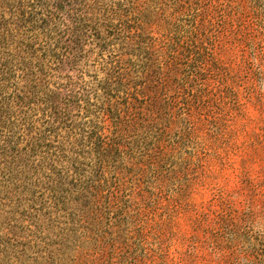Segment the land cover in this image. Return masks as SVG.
Segmentation results:
<instances>
[{
	"label": "rangeland",
	"instance_id": "374dc122",
	"mask_svg": "<svg viewBox=\"0 0 264 264\" xmlns=\"http://www.w3.org/2000/svg\"><path fill=\"white\" fill-rule=\"evenodd\" d=\"M130 1L157 47L193 50L198 99L186 120L128 103L98 83L93 55L75 71L92 101L61 124L65 150L33 148L43 98L21 105L0 68V264H264V80L254 74L247 99L241 51L220 27L245 12L264 21V0Z\"/></svg>",
	"mask_w": 264,
	"mask_h": 264
},
{
	"label": "trees",
	"instance_id": "16d2710c",
	"mask_svg": "<svg viewBox=\"0 0 264 264\" xmlns=\"http://www.w3.org/2000/svg\"><path fill=\"white\" fill-rule=\"evenodd\" d=\"M130 2L0 0V68L4 80L21 105H27V99L43 98L46 128L36 127V133L31 130L33 134H27L31 147H38L41 142H50L51 146L59 142L56 147L65 150V141H57L61 138V124L69 119L76 99L86 108L92 101V91L88 84L78 83L75 71L85 62L88 64L93 55L102 62L104 76L98 83L103 88L124 90L128 103L142 97L153 112L165 109L170 118L174 109L183 120L190 115L192 101L198 99L194 83L198 76L191 65L195 55L188 54L193 50L186 46L177 48V43L171 41L157 47V39L151 38L143 26L145 17L136 3ZM253 12H245V18L238 22L225 20L220 26L229 31L241 51V80L247 99L253 91L254 74L264 80V21ZM134 69L143 74H134ZM56 78L62 82L53 88ZM134 83L135 92H131ZM97 87L93 85L95 91ZM51 132L58 135L55 140L50 139ZM88 138L91 140V136ZM103 144L109 142L104 140ZM46 146L49 148L50 144ZM78 159L77 153H71L67 162L74 166ZM245 217L239 222L242 228L249 221L247 212ZM233 221L236 226L238 221ZM260 249L264 255V244Z\"/></svg>",
	"mask_w": 264,
	"mask_h": 264
}]
</instances>
